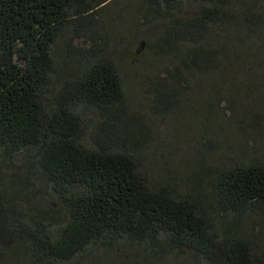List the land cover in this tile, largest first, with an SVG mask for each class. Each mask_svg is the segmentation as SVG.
I'll list each match as a JSON object with an SVG mask.
<instances>
[{"label":"trees","instance_id":"1","mask_svg":"<svg viewBox=\"0 0 264 264\" xmlns=\"http://www.w3.org/2000/svg\"><path fill=\"white\" fill-rule=\"evenodd\" d=\"M115 1L0 0V264L24 256L25 264H163L174 254L194 264H264V250L242 233L247 216L264 214V162L210 171L208 194L151 185L138 157L147 130L128 111L120 66L105 37L86 34ZM145 2L146 23L165 21L150 47L178 60L154 83L156 115L180 102L184 72L221 69V51L204 45L213 26L237 11L255 26L262 17L243 0ZM187 2L198 17H179ZM69 51L84 56L76 74L63 63ZM89 114L103 121L95 146ZM48 196L56 207H34Z\"/></svg>","mask_w":264,"mask_h":264},{"label":"rangeland","instance_id":"2","mask_svg":"<svg viewBox=\"0 0 264 264\" xmlns=\"http://www.w3.org/2000/svg\"><path fill=\"white\" fill-rule=\"evenodd\" d=\"M243 1L255 15L262 16L259 25L247 23L237 11L236 19L213 26L204 45L221 51V69L184 72L188 84L180 102L171 112L159 115L153 108L154 83L167 75V68L178 64L174 52L158 51L149 45L164 34V19L153 18L151 24L146 23L145 0H116L104 5L96 23L87 28V37L107 39V53L117 61L125 80L128 111L139 120L135 122L137 128L147 130L148 144L138 157L153 187L170 184L184 193L208 194L210 171L238 163L264 162V0ZM198 7L187 2L186 13L179 17H198ZM73 34L71 26L58 45L59 54ZM75 43L91 45L83 40ZM66 57L63 63L76 74L84 56L69 51ZM84 119L88 143L95 146L103 121L95 114ZM9 170L3 169V180H8ZM38 182L41 190L49 193L46 183ZM33 201L41 210L56 207L52 196ZM242 224V233L264 250V214L249 215ZM28 260L24 256V264ZM197 261L191 254H174L163 264Z\"/></svg>","mask_w":264,"mask_h":264}]
</instances>
